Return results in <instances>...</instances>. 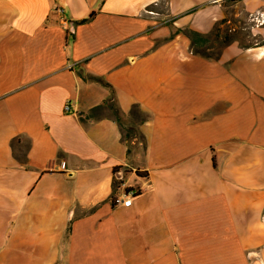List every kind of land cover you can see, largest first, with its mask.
I'll list each match as a JSON object with an SVG mask.
<instances>
[{
  "label": "crops",
  "instance_id": "1",
  "mask_svg": "<svg viewBox=\"0 0 264 264\" xmlns=\"http://www.w3.org/2000/svg\"><path fill=\"white\" fill-rule=\"evenodd\" d=\"M225 1L0 0V264H264V0L184 33Z\"/></svg>",
  "mask_w": 264,
  "mask_h": 264
},
{
  "label": "rangeland",
  "instance_id": "2",
  "mask_svg": "<svg viewBox=\"0 0 264 264\" xmlns=\"http://www.w3.org/2000/svg\"><path fill=\"white\" fill-rule=\"evenodd\" d=\"M225 2L228 4L225 18L217 22L206 34L208 37L206 52L212 55L217 53L225 43L232 40H237L242 45H248L257 39L256 35H252L254 21L248 14L240 13V9L234 6L233 0ZM199 49H203V47ZM132 111L136 118H140L134 108Z\"/></svg>",
  "mask_w": 264,
  "mask_h": 264
},
{
  "label": "trees",
  "instance_id": "3",
  "mask_svg": "<svg viewBox=\"0 0 264 264\" xmlns=\"http://www.w3.org/2000/svg\"><path fill=\"white\" fill-rule=\"evenodd\" d=\"M92 15H93V14H90L87 18L81 19V20H79L78 22H79V23L86 22V21H88L89 19H91ZM184 33H185V35L189 38L190 43H191V46L193 47V49H194V51H195L196 53H198V54H200V55H202V56H204V57H211V58H215V57H217V55L219 54L220 50H219L217 53L213 54V55L210 54V53H207V52H206V50H207V49H206V45H207V42H208V37H207L206 34H202V33L198 32V31L190 30V29L185 30ZM227 43H228V42H227ZM227 43H225V44H227ZM225 44H224V45H225ZM224 45H223V46H224ZM223 46H222V47H223ZM200 47H203V49H199ZM79 74L81 75V77H83V79H92V80H98V81H101L99 78H97V77H95V76H93V75L84 74V73H82V72H79ZM99 107H100V106L93 108V109L90 111V113L92 114V112H93L94 110L98 109ZM135 111L137 112V115H140V116H141V114H139L140 112H139L137 109H135ZM113 114H114L115 119L117 120V122H118V123H121V119H120L119 113H118V111H117L116 109H113ZM143 118H144V117L142 116V117H141V120H142ZM135 134H136V132H135V129H134L133 127H127V128L125 129L124 137H125V138H130L131 136H134Z\"/></svg>",
  "mask_w": 264,
  "mask_h": 264
},
{
  "label": "built area",
  "instance_id": "4",
  "mask_svg": "<svg viewBox=\"0 0 264 264\" xmlns=\"http://www.w3.org/2000/svg\"><path fill=\"white\" fill-rule=\"evenodd\" d=\"M59 13H62V9H58ZM261 21H264L261 19ZM61 23L63 25H66V20L61 18ZM64 109L67 110L68 106L65 105ZM119 171H115V177H117L118 179L121 178V176L119 175ZM139 194V188H136L134 186H129L126 189H122L120 191H118L112 198V203L114 204H120L122 206L128 207L131 204V200L137 196Z\"/></svg>",
  "mask_w": 264,
  "mask_h": 264
}]
</instances>
